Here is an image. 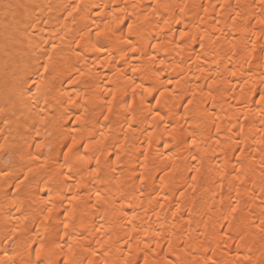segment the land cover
I'll return each mask as SVG.
<instances>
[{
    "label": "bare ground",
    "instance_id": "obj_1",
    "mask_svg": "<svg viewBox=\"0 0 264 264\" xmlns=\"http://www.w3.org/2000/svg\"><path fill=\"white\" fill-rule=\"evenodd\" d=\"M157 2L0 0V172L7 173L0 178V234L13 225L21 233L27 230L57 261L63 257L57 255V243L66 250L71 242L80 264H144V257L149 264H264V105L259 100L264 91V0H159L187 4L181 22L170 28L159 23L169 13L152 15L150 6ZM114 11L136 18L139 55L113 51L114 59L104 63L90 50L88 26L94 31ZM185 29L206 41L207 35L218 36L219 42H208L204 49L193 43L177 55L173 32ZM253 48L252 55L244 51ZM41 64H47V71ZM77 69L86 75L71 84ZM41 78L54 92L37 104L31 81ZM133 81L143 88H135ZM106 88L120 90L113 102L114 110L119 104L117 111L130 98L136 111L142 99L145 108L157 107L155 100H160L162 114L174 113L165 123L169 130L176 128L175 138L163 125L153 129L120 115L103 127L108 123L100 118ZM149 89L146 98L140 95ZM160 91L163 96L156 94ZM64 92L88 107L79 126L72 111L76 105L64 103ZM189 97L191 105L185 104ZM89 113H94L91 124ZM98 132L104 133L102 146L108 149L102 156L96 153L100 177L84 175L81 181L76 169L83 166L73 153L79 150L94 166L93 150L85 152L81 144ZM73 138L76 144L67 152L64 146ZM189 139L195 146L181 143ZM117 154L120 161L114 159ZM66 160L68 165L61 167ZM141 174L143 185L135 179ZM66 175H73L67 185ZM18 177L23 179L19 191L13 187ZM69 188L79 199L66 217ZM223 232L228 236L222 237ZM9 258L17 264L29 259L24 251L5 254L0 249V264Z\"/></svg>",
    "mask_w": 264,
    "mask_h": 264
},
{
    "label": "snow or ice",
    "instance_id": "obj_2",
    "mask_svg": "<svg viewBox=\"0 0 264 264\" xmlns=\"http://www.w3.org/2000/svg\"><path fill=\"white\" fill-rule=\"evenodd\" d=\"M101 7L100 5H97V8ZM128 7V5H125V9ZM133 7H135L133 5ZM152 8V15H162L163 13H169L168 16H166L164 19H162L159 23L166 26L171 27L172 25L179 24L181 22V18L185 14V9L187 8L186 3H181L177 5H171L167 2L161 3L158 2L150 6ZM202 10L207 11L204 5H201ZM121 12H124V9H121ZM125 19H130L132 23L124 24ZM135 17H127L126 14L124 15H117L114 11L111 14L110 19H106V22L103 24H96L95 30H91V26H88V38H89V44H90V50L92 52H95L97 54V59H100L102 56L104 57V63H107L109 59H114L112 57L113 51H118L121 54L125 52H131L135 56L139 55V49L137 45V41L134 39L135 36H137V33L133 31V25L135 24ZM123 25V26H122ZM173 41L172 43L175 44L177 51V55L180 54L181 51H183L184 47H190L193 43H199L201 48L204 49L206 47V44L208 42H211L212 45H216L219 42V37L215 35H207V41L205 40V37L203 35H196V34H190V32L185 30H179L177 32H173ZM53 47H55L53 45ZM230 47L235 48L234 44H231ZM245 52L248 53V55H252L255 52V49L252 50L245 49ZM262 53H264V49L261 50ZM213 52L215 50L213 49ZM205 55L207 53L205 52ZM49 60H51V57H47ZM123 58V55L121 56ZM197 60L201 59V56L196 57ZM261 59H264V56L261 57ZM127 63V60L125 61ZM159 63L161 65L164 64L163 60H160ZM41 67L47 71L48 66L47 64H41ZM133 72L139 71L138 68L132 67ZM160 71H163V69H160ZM158 72L156 75L158 76ZM229 74L231 76H236V72L229 69ZM85 72L82 69H77L76 75L70 79L69 83L71 84H79L82 77H85ZM221 73L217 72V76H220ZM143 79V77H142ZM31 83L35 86V91L38 94V99L35 101V103H39V99H42L48 95H51L54 92V88L47 82L44 81L43 78L38 82L37 80H32ZM135 88H143V83H135ZM167 84H172V80H168L166 82ZM213 84H216V80L213 79ZM86 85H90L91 81H85ZM211 87V86H209ZM152 89H149L147 91L141 92L140 95L144 98L148 94H150ZM231 91V89H229ZM105 92L107 93L108 98L105 100L102 107L105 109L104 112L101 113L100 118H102L103 121L108 122L103 125V127H108L110 123L116 120L117 115H120L123 117L124 121H130V120H137L138 123H148L150 127L153 129L159 128L161 125H163L165 129V133L172 137L173 139V133L176 132V128L173 126L171 130H169V125L165 123L166 119H169L171 115H174V113H164L162 114L161 108L159 105L161 104V101L156 99L155 103L157 107L152 108L151 105H148L147 108L144 107L145 100H141V108L136 111L133 109V105L135 104L134 99H129L128 101H123V111H117L119 109V104L116 105V109L114 110L113 102L117 100V96L120 92L119 88H106ZM137 93L133 91V96H135ZM159 96H163L164 92L160 91L156 93ZM209 95H211V91L209 92ZM63 96L65 97L64 103L67 105H73L75 104L76 107L72 110L74 120L79 126V122L84 117L85 113H88V107L85 102L77 103L76 99L73 97V95L70 92H64ZM259 100L264 105V91L259 93ZM185 104L191 105L192 104V98L189 97ZM43 111V109H41ZM147 111V115H143V113ZM111 117V119H110ZM94 118V113H89L88 120L91 124L92 119ZM218 119V117L216 118ZM100 122L99 119H96V123L98 124ZM215 123V120L213 121ZM131 127V124L129 125ZM75 130V129H74ZM238 131H243V129H239ZM39 135V133H37ZM149 136L152 135L151 132L148 133ZM104 142V133L98 132L92 136L85 137V142L81 144V147L87 152L89 149H92V156L95 160V165L92 166L87 158L86 155L79 154V150H77L76 153H73L76 156L77 161L80 162V164L83 167H77L76 172L80 174V180H83L84 175L91 176L93 178H99L100 177V159L96 155V153H100L102 156L105 152H108L107 147L102 146ZM170 143L166 142V145ZM181 143H191L193 146H195L196 141L194 139H189L188 141H182ZM181 143H178L176 145L177 148L181 147ZM76 144L75 138H73L69 144L65 145L64 147L67 149V152L72 151V146ZM38 148H43V145H38ZM237 148L239 149V143L237 144ZM67 152L64 153V155H67ZM143 154V153H142ZM38 158V157H37ZM193 160H196L197 157L193 155L191 157ZM114 159L116 161H120V156L117 154ZM109 165V171H112L111 163L110 161H106ZM68 165V161L66 160L65 165H62L61 167H65ZM29 172H31V169L29 168ZM68 172H72V168L68 167ZM62 175H65L64 173H61ZM240 175H243V173H239L237 175V180H239ZM7 176L6 172H0V178H4ZM23 179H28L27 176H23ZM23 179L17 178L16 183L13 184V187L19 191L20 184L23 183ZM35 179V177L33 178ZM73 179V175H66V179L63 181L65 185L68 184L69 181ZM140 183V185H143L145 183L146 177L141 174L140 176L135 177ZM193 179L195 177L193 176ZM7 182V181H5ZM81 183L80 181L77 182L76 188H80ZM69 192L72 193L69 197H67L69 202V208L65 210L64 215L66 217L71 216L72 210L71 205L73 201H76L79 199V194L77 192H74L72 188H69ZM96 196L99 197L100 193L96 192ZM51 197H49V200L46 201V203H50ZM159 203V201H158ZM162 207L163 205L160 204ZM99 210V209H97ZM47 213H51L53 211L52 207H48L46 209ZM236 208L231 207V212H235ZM19 219V218H17ZM45 219H47V216H45ZM63 223V228H68V223L65 220ZM262 224H264V220L261 221ZM75 227V225H73ZM98 230V229H94ZM65 236L68 235L67 232L63 233ZM159 235V233H157ZM222 237L228 236V232H223L221 234ZM240 239H243V237H239ZM35 246L33 247V245ZM59 248V253L57 255L63 254V257L60 261H57L53 254L50 252H46L44 248L43 243H38L32 239V236L25 230L23 233H21V230L16 226L13 225L10 229H8L5 233L0 234V249L3 250L5 254L8 253H20L21 251H24L27 253L29 259L27 261V264H80V261L76 258L75 252L73 250V243L69 242L67 243L66 250L64 245H61L57 243L56 245ZM3 264H17L16 261L9 258L8 260L3 261ZM128 264V262H126ZM144 264H149L147 257H144Z\"/></svg>",
    "mask_w": 264,
    "mask_h": 264
}]
</instances>
